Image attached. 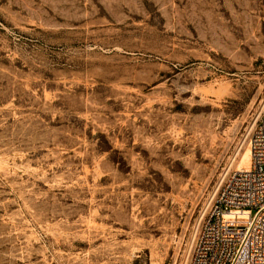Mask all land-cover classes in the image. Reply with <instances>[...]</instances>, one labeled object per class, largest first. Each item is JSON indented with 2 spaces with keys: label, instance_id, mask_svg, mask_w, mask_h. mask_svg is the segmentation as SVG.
Segmentation results:
<instances>
[{
  "label": "rangeland",
  "instance_id": "1",
  "mask_svg": "<svg viewBox=\"0 0 264 264\" xmlns=\"http://www.w3.org/2000/svg\"><path fill=\"white\" fill-rule=\"evenodd\" d=\"M264 118V0H0V264H188Z\"/></svg>",
  "mask_w": 264,
  "mask_h": 264
},
{
  "label": "built area",
  "instance_id": "2",
  "mask_svg": "<svg viewBox=\"0 0 264 264\" xmlns=\"http://www.w3.org/2000/svg\"><path fill=\"white\" fill-rule=\"evenodd\" d=\"M250 167L227 176L188 264H264V118L249 140Z\"/></svg>",
  "mask_w": 264,
  "mask_h": 264
},
{
  "label": "bare ground",
  "instance_id": "3",
  "mask_svg": "<svg viewBox=\"0 0 264 264\" xmlns=\"http://www.w3.org/2000/svg\"><path fill=\"white\" fill-rule=\"evenodd\" d=\"M248 151H249V165H248V167L246 169H248L250 167V149H248Z\"/></svg>",
  "mask_w": 264,
  "mask_h": 264
}]
</instances>
